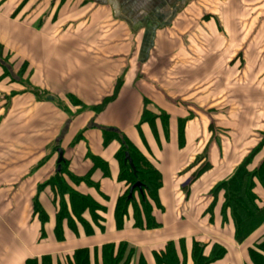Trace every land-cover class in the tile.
I'll use <instances>...</instances> for the list:
<instances>
[{
  "label": "crops",
  "instance_id": "0c3cea01",
  "mask_svg": "<svg viewBox=\"0 0 264 264\" xmlns=\"http://www.w3.org/2000/svg\"><path fill=\"white\" fill-rule=\"evenodd\" d=\"M262 23L264 0H0V264H71L75 250L120 243L134 250L131 264H156L169 241L180 253V239L187 249L200 243L205 256L222 246L212 264H250L247 249L264 225L237 244L221 224V195L212 217L209 208L217 184L252 153L247 168L264 159V107L247 112L246 94L256 92L244 74L232 78L240 65L231 63L247 48L264 52L247 41ZM103 132L124 135L160 171L158 228L134 229L131 220L115 228L125 185L119 144H105ZM63 170L67 186L105 209L101 231L92 225L86 236L77 225L76 236L63 222L56 237L52 181ZM254 194L264 207L258 183Z\"/></svg>",
  "mask_w": 264,
  "mask_h": 264
},
{
  "label": "trees",
  "instance_id": "16d2710c",
  "mask_svg": "<svg viewBox=\"0 0 264 264\" xmlns=\"http://www.w3.org/2000/svg\"><path fill=\"white\" fill-rule=\"evenodd\" d=\"M159 117L161 121L165 120L164 116L159 115ZM155 118L145 111L142 121L153 125ZM103 138L105 144L111 141H117L119 144L115 158L119 169L117 182L125 185V191L117 197L114 203L113 221L115 228L117 230L124 229L127 220H131V226L134 229L153 230L158 228L152 212L154 208L159 209L160 207L158 198L162 186L160 171L124 135L103 132ZM125 153H128L132 166L125 159ZM254 155L252 153L245 164L238 167L228 180L217 184L211 191L213 201L209 208V214L212 217V208L215 206L219 195H221L222 203L219 212L221 224L231 226L233 239L237 244L243 243L255 230L264 225V207L260 208L258 206V199L254 194L256 183L264 188V159L258 167L249 169L247 167ZM91 160L95 168L106 176L107 165L94 157ZM199 170L196 173L197 176L201 173V170ZM63 173L64 170L59 172L52 181L55 187L57 209L56 237L60 240L63 238V222L76 236L78 235L77 225L81 226L86 236L93 233L92 225L98 231H101L100 223L103 220L98 214L99 212H105V209L91 198L81 196L67 186L66 182L60 177ZM67 176L75 184L83 181L90 185L88 179L77 180L71 175ZM137 182L140 183V189L134 188L130 194V189ZM34 206L37 209L36 203H34ZM37 213L41 217L43 216L41 211ZM178 247L179 254L175 244L169 241L164 251L160 255H155L156 264H186L188 256L191 264H212L221 260L226 254V250L218 244L212 246L207 256L204 254L205 247L196 241H191L187 249L186 241L180 239ZM247 254L250 264H264V232L248 247ZM98 255L100 264H131L134 250L125 243H120L117 246L108 244L101 247L100 251L78 249L72 254L71 264H97ZM25 264L39 263L33 259L27 260ZM40 264H50V259L43 257ZM138 264H145V262L140 259Z\"/></svg>",
  "mask_w": 264,
  "mask_h": 264
},
{
  "label": "rangeland",
  "instance_id": "374dc122",
  "mask_svg": "<svg viewBox=\"0 0 264 264\" xmlns=\"http://www.w3.org/2000/svg\"><path fill=\"white\" fill-rule=\"evenodd\" d=\"M255 24V23H254ZM259 23H257L258 25ZM264 24V23H262ZM256 25V24H255ZM261 29V30H260ZM264 25L260 28L257 27L254 32H251V35H254L255 37H249L247 41L250 42V45H264V37H260V33L263 31ZM248 44V43H247ZM248 51L245 54L239 55V58H234L231 56V58L235 59L231 63L239 60V62H235L236 65L235 67L237 68V73L235 72V76L232 75V78L237 79L238 77H241V75L244 74V77L246 79V85L247 88L254 90L256 94H253V92H247V96L250 97V101H248V107H247V112L256 110V108H259V105H263L264 107V92L262 88H264V52L261 53H251V48H247ZM264 50V48H263ZM230 58V59H231ZM231 59V60H232ZM261 89H260V88ZM257 98V99H255ZM257 104V105H256ZM252 105V106H251ZM256 105V106H254ZM252 107H255V109H252ZM250 108V109H249ZM248 122L246 121V128H252L253 127V122L252 117L249 116L247 118Z\"/></svg>",
  "mask_w": 264,
  "mask_h": 264
},
{
  "label": "water",
  "instance_id": "95a60500",
  "mask_svg": "<svg viewBox=\"0 0 264 264\" xmlns=\"http://www.w3.org/2000/svg\"><path fill=\"white\" fill-rule=\"evenodd\" d=\"M58 154H59L58 163H60L61 160H62V157H61L62 155H61V152H60V151H58ZM125 159L128 161L129 165L132 166V162H131V159H130L128 153H125ZM134 188H138V189H140V183L137 182V183H135V184L133 185V187L130 189V194H131V192H132V190H133Z\"/></svg>",
  "mask_w": 264,
  "mask_h": 264
}]
</instances>
